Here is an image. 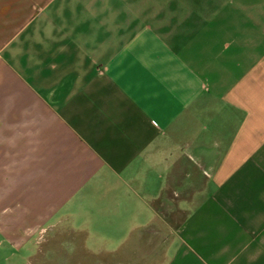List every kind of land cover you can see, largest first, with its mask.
<instances>
[{
    "label": "crops",
    "instance_id": "obj_1",
    "mask_svg": "<svg viewBox=\"0 0 264 264\" xmlns=\"http://www.w3.org/2000/svg\"><path fill=\"white\" fill-rule=\"evenodd\" d=\"M154 222L142 264H264V0H0V245Z\"/></svg>",
    "mask_w": 264,
    "mask_h": 264
},
{
    "label": "water",
    "instance_id": "obj_2",
    "mask_svg": "<svg viewBox=\"0 0 264 264\" xmlns=\"http://www.w3.org/2000/svg\"><path fill=\"white\" fill-rule=\"evenodd\" d=\"M169 242V234L159 223L154 222L135 232L120 257L109 262L98 261L93 264H142L145 260H159L165 253ZM64 247H66L65 244H57L52 248L47 253L45 264H77L79 256L72 252L76 251L75 246L73 248Z\"/></svg>",
    "mask_w": 264,
    "mask_h": 264
},
{
    "label": "rangeland",
    "instance_id": "obj_3",
    "mask_svg": "<svg viewBox=\"0 0 264 264\" xmlns=\"http://www.w3.org/2000/svg\"><path fill=\"white\" fill-rule=\"evenodd\" d=\"M57 238H59L57 243L47 242L43 244L40 249H38V246L32 242H26L19 248L15 244L17 241H14L12 246L10 244L3 246L0 245V264H43L46 261L47 253H49L52 248L56 247L57 244H65L66 247L72 248L75 246L76 248V244L74 241H72V237L59 235ZM87 246L89 249H86L85 252L77 250L76 252L75 250H71L73 254H77L79 256L77 264H93L94 262L98 261L109 262L114 258L120 257L122 254V252H119V254L110 255L97 246H91L90 242L87 244ZM39 259H41V262Z\"/></svg>",
    "mask_w": 264,
    "mask_h": 264
},
{
    "label": "trees",
    "instance_id": "obj_4",
    "mask_svg": "<svg viewBox=\"0 0 264 264\" xmlns=\"http://www.w3.org/2000/svg\"><path fill=\"white\" fill-rule=\"evenodd\" d=\"M119 252H121V251H119ZM119 252L110 253V255H111V254H112V255L119 254Z\"/></svg>",
    "mask_w": 264,
    "mask_h": 264
},
{
    "label": "flooded vegetation",
    "instance_id": "obj_5",
    "mask_svg": "<svg viewBox=\"0 0 264 264\" xmlns=\"http://www.w3.org/2000/svg\"><path fill=\"white\" fill-rule=\"evenodd\" d=\"M54 242L57 243V241H54ZM39 261L41 262V259H39ZM43 264H45V262Z\"/></svg>",
    "mask_w": 264,
    "mask_h": 264
}]
</instances>
